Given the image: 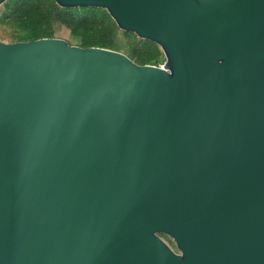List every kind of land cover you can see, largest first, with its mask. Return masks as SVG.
Here are the masks:
<instances>
[{
    "label": "water",
    "instance_id": "95a60500",
    "mask_svg": "<svg viewBox=\"0 0 264 264\" xmlns=\"http://www.w3.org/2000/svg\"><path fill=\"white\" fill-rule=\"evenodd\" d=\"M53 1L161 54L0 39V264H264V0Z\"/></svg>",
    "mask_w": 264,
    "mask_h": 264
},
{
    "label": "rangeland",
    "instance_id": "374dc122",
    "mask_svg": "<svg viewBox=\"0 0 264 264\" xmlns=\"http://www.w3.org/2000/svg\"><path fill=\"white\" fill-rule=\"evenodd\" d=\"M20 0H4L0 3V39L17 40L28 30L27 23L22 24L20 18ZM73 19L61 21L51 19L46 26L50 36L65 39L68 43L99 45L113 48L126 54L137 63L156 64L161 54L160 48L152 41L136 36L115 26L108 13L100 7H73ZM165 242L175 250L173 241L161 234Z\"/></svg>",
    "mask_w": 264,
    "mask_h": 264
},
{
    "label": "trees",
    "instance_id": "16d2710c",
    "mask_svg": "<svg viewBox=\"0 0 264 264\" xmlns=\"http://www.w3.org/2000/svg\"><path fill=\"white\" fill-rule=\"evenodd\" d=\"M18 5H22L19 7L21 9L19 20L22 24L27 23L29 25L28 30L18 39L50 36L46 26L51 19H60L61 21L73 19V7L59 6L53 0H20ZM85 45H91V43Z\"/></svg>",
    "mask_w": 264,
    "mask_h": 264
}]
</instances>
